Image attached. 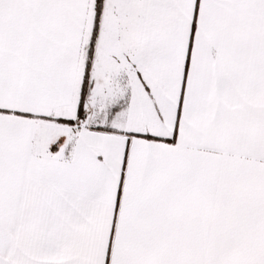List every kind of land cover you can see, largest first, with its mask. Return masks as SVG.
<instances>
[{"label": "snow or ice", "instance_id": "1", "mask_svg": "<svg viewBox=\"0 0 264 264\" xmlns=\"http://www.w3.org/2000/svg\"><path fill=\"white\" fill-rule=\"evenodd\" d=\"M0 264H264V0H0Z\"/></svg>", "mask_w": 264, "mask_h": 264}]
</instances>
